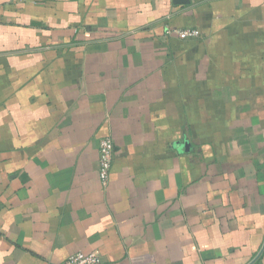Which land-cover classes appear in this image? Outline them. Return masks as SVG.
Instances as JSON below:
<instances>
[{
  "label": "crops",
  "instance_id": "0c3cea01",
  "mask_svg": "<svg viewBox=\"0 0 264 264\" xmlns=\"http://www.w3.org/2000/svg\"><path fill=\"white\" fill-rule=\"evenodd\" d=\"M78 252L264 264V0H0V264Z\"/></svg>",
  "mask_w": 264,
  "mask_h": 264
},
{
  "label": "built area",
  "instance_id": "2783aa9c",
  "mask_svg": "<svg viewBox=\"0 0 264 264\" xmlns=\"http://www.w3.org/2000/svg\"><path fill=\"white\" fill-rule=\"evenodd\" d=\"M167 34L179 40H194L201 36L198 29H173L167 28ZM115 160V143L111 136H105L99 146V178L103 183L109 179ZM66 264H102V259L97 253L78 252L67 260Z\"/></svg>",
  "mask_w": 264,
  "mask_h": 264
},
{
  "label": "water",
  "instance_id": "95a60500",
  "mask_svg": "<svg viewBox=\"0 0 264 264\" xmlns=\"http://www.w3.org/2000/svg\"><path fill=\"white\" fill-rule=\"evenodd\" d=\"M181 3H182V4H185V3H188V1H187V2H183V1H182Z\"/></svg>",
  "mask_w": 264,
  "mask_h": 264
}]
</instances>
